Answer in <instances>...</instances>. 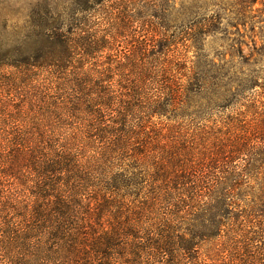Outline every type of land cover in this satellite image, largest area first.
<instances>
[{
    "label": "trees",
    "instance_id": "obj_1",
    "mask_svg": "<svg viewBox=\"0 0 264 264\" xmlns=\"http://www.w3.org/2000/svg\"><path fill=\"white\" fill-rule=\"evenodd\" d=\"M257 3L75 0L0 34V264H264ZM230 28L234 63L208 54Z\"/></svg>",
    "mask_w": 264,
    "mask_h": 264
},
{
    "label": "rangeland",
    "instance_id": "obj_2",
    "mask_svg": "<svg viewBox=\"0 0 264 264\" xmlns=\"http://www.w3.org/2000/svg\"><path fill=\"white\" fill-rule=\"evenodd\" d=\"M74 2L75 0H0V34L3 35V38L5 39L14 40L16 39L17 32L26 33L31 29L32 24H38L40 17L43 16L49 8L56 14L62 11L69 12L74 7ZM228 3L231 4L232 2ZM253 8L258 9L256 15L257 13H264V11L262 12L264 8L261 4L257 3ZM229 12H234V5L227 7V10H225L224 13L227 15L230 14ZM262 18L263 16L261 19ZM227 31L229 34L226 35V39L223 43H219L222 47H218L216 44H210L208 46V54L210 57H214L215 54L218 57L222 55L220 59L223 58L224 60H229L234 63L236 58L231 60L228 53L229 51L236 52L238 46H240L239 43H234L236 40L238 41L239 36L237 35L235 28L227 29ZM241 31L242 28H240V33ZM254 31L258 32V29L255 28ZM254 40L255 47L258 49L262 42L259 41L257 36L254 37ZM251 42V34L246 33L242 40L243 44H241L242 53L245 57H249V60H253L255 63L252 69L256 71L264 70V58L256 55L250 56L253 52V44ZM215 58L217 60L219 59L217 57Z\"/></svg>",
    "mask_w": 264,
    "mask_h": 264
}]
</instances>
